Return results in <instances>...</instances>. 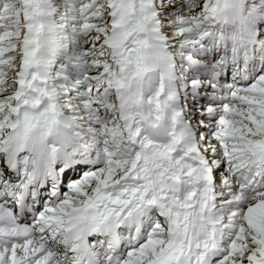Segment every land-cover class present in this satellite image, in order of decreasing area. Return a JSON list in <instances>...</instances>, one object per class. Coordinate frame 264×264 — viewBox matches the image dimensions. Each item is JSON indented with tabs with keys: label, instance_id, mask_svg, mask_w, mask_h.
Segmentation results:
<instances>
[{
	"label": "snow or ice",
	"instance_id": "6c2138e0",
	"mask_svg": "<svg viewBox=\"0 0 264 264\" xmlns=\"http://www.w3.org/2000/svg\"><path fill=\"white\" fill-rule=\"evenodd\" d=\"M0 264H264V0H0Z\"/></svg>",
	"mask_w": 264,
	"mask_h": 264
}]
</instances>
